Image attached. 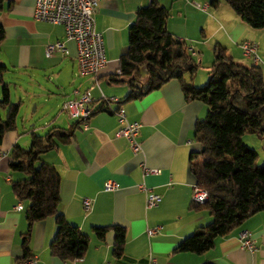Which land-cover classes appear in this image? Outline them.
I'll return each instance as SVG.
<instances>
[{
	"label": "crops",
	"instance_id": "crops-1",
	"mask_svg": "<svg viewBox=\"0 0 264 264\" xmlns=\"http://www.w3.org/2000/svg\"><path fill=\"white\" fill-rule=\"evenodd\" d=\"M151 1L103 0L96 8L94 23L104 38L107 63L94 76L80 72L77 44L65 37L63 25L34 18L36 0H0V22L4 28L0 64L7 67L4 82L10 89L13 82L6 81V74L17 73L24 92L13 102L19 104L16 128L6 132L0 143V264H21L28 258H37L33 264H146L150 256L156 258V264H264V211L218 238L206 252L176 251L186 236L212 220L209 211L191 199L195 179L189 160L199 148L193 134L195 125L197 120L205 119L208 108L200 100H188L178 79H170L138 98L131 96L129 81L120 73V59L128 51L129 28L139 7ZM157 1L169 9L167 29L186 41V49L193 47L196 51L192 57L198 67L194 75L184 73L186 81L197 87L208 83L217 43L226 47L234 60L252 64L243 55L244 40L258 45L256 54L264 76V28L246 24L225 0L224 4L220 0L214 4L211 0ZM195 1L209 6L204 11L196 9ZM56 41H62L69 53L57 51L48 57L46 45ZM0 86L2 93L3 83ZM86 90L95 100L92 115L87 121L71 118L63 110L64 102ZM102 95L118 99L113 107L123 106L127 118L141 124L140 153L134 154L127 138L117 136L120 121L103 106ZM28 96L34 97L30 102H35V108L41 105L44 111L53 113L47 132L55 128L69 133L65 141L56 139L57 144L43 152L38 163L56 168L61 177L59 210L89 236L84 256L71 262L50 252V242L57 231L55 218L49 216L30 223L29 203L14 190V181L23 178L24 173L11 168V153L17 144L23 146L17 131L18 116ZM1 111L5 117L6 108ZM28 133L30 140L33 134H46H37L33 127ZM142 163L154 172L143 175ZM108 180H115L119 187L103 189ZM142 183L161 196L157 205L147 206ZM87 197L92 199L90 210H85L82 203ZM112 225L126 229L124 252L119 257L113 253ZM94 226L111 227L100 239ZM155 227L161 228L149 235L148 229ZM244 229L252 232L254 249L242 248L238 234Z\"/></svg>",
	"mask_w": 264,
	"mask_h": 264
},
{
	"label": "trees",
	"instance_id": "trees-1",
	"mask_svg": "<svg viewBox=\"0 0 264 264\" xmlns=\"http://www.w3.org/2000/svg\"><path fill=\"white\" fill-rule=\"evenodd\" d=\"M216 1L211 0V4ZM225 1L246 24L264 28V0ZM169 16V9L157 0L139 7L129 28L128 51L120 59V73L128 79L133 97L158 89L170 79H178L188 100H200L207 105V115L197 120L193 133L199 148L191 153L189 160L195 184L208 192V201L197 206L209 211L212 220L186 236L176 248L179 252L200 254L213 248L218 238L229 235L243 221L264 211V165L257 164V151L243 141L245 134H256L264 140V76L259 65L234 60L226 47L217 43L208 83L197 87L186 81L184 73L194 75L198 63L187 51L186 41L167 29ZM3 39L0 22V45ZM143 69L148 74L145 83ZM6 71L7 67L0 64V83H3L0 143L6 132L16 128L19 109V104L10 100V90L3 78ZM4 107L5 117L1 111ZM67 138L69 133L55 128L43 136L33 134L29 147L19 144L14 147L11 168L24 173L13 186L19 198L29 203L30 223L54 217L57 231L50 242V252L64 262H71L84 256L89 236L59 210L61 177L56 168L44 162L36 165L43 152L54 147L57 140ZM110 227L92 228L103 239ZM112 227L113 253L119 257L124 252L126 229L120 225Z\"/></svg>",
	"mask_w": 264,
	"mask_h": 264
},
{
	"label": "built area",
	"instance_id": "built-area-1",
	"mask_svg": "<svg viewBox=\"0 0 264 264\" xmlns=\"http://www.w3.org/2000/svg\"><path fill=\"white\" fill-rule=\"evenodd\" d=\"M103 0H36L34 8V18L40 21H47L51 23L61 24L65 29V37L72 39L77 44V62L79 70L83 74H90L97 76L99 70L104 67L107 63V57L104 48V38L102 33L96 29V23L94 19V13L96 8L100 5ZM197 8L206 10L209 5L207 3L200 4L195 3ZM251 40L241 41V47L243 55L256 65L260 63V57L258 56L257 50L258 45ZM187 50L195 55L196 51L193 47H188ZM62 52L64 54L69 53V49L62 41H56L48 43L46 45V55L52 56L55 52ZM103 106L114 113L120 121L121 127L117 131V136L127 138L130 145V150L134 154L141 152V142L138 139L139 130L141 124L138 121H130L127 118L125 108L118 105L116 108L113 107V103H116L118 99L115 97H107L102 95L101 98ZM94 98L90 91H84L79 93V96L67 100L63 104V110L71 118L80 119L87 121L93 112ZM87 128V124L84 125ZM144 174L154 172L149 169L144 163H142ZM193 195L192 198L194 203L204 204L208 201V192L203 187L193 184ZM119 187V184L115 180L106 181L104 188L108 191L115 190ZM140 188L146 192V204L148 207L157 205L160 202L161 196L153 192L150 188L146 187L144 183L140 185ZM91 198H84L85 210H90L92 203ZM18 209L22 208L21 204L16 205ZM161 227H155L148 229V234H155ZM241 241L242 248L254 249L255 239L252 232L244 229L238 234ZM37 258L29 259L22 262L21 264H33ZM156 264V258L150 256L148 263Z\"/></svg>",
	"mask_w": 264,
	"mask_h": 264
},
{
	"label": "rangeland",
	"instance_id": "rangeland-1",
	"mask_svg": "<svg viewBox=\"0 0 264 264\" xmlns=\"http://www.w3.org/2000/svg\"><path fill=\"white\" fill-rule=\"evenodd\" d=\"M220 1L224 4V0H220ZM195 3H199V2L195 1L194 5ZM200 4H205V3L201 2ZM195 8L200 9L199 7L198 8L195 7ZM202 69H205V68H202ZM210 70L211 69H209V71ZM142 72L144 73L143 80L146 82L148 80L147 72L145 69ZM6 81L13 82L10 85V89H9L11 90V101L17 102L24 95L23 90H21L22 89L20 85L21 82H20V78L18 77V74L9 72L8 74H6ZM23 87L27 88L28 86L26 84H23ZM0 90H1V86H0ZM1 96H2V93L0 91V97ZM31 100H34V97L28 96L27 101H25L26 103L22 104L20 108L19 116H18V130L17 131L20 134V144H22L24 147L30 146V134L28 133V129L33 127L37 134H45L48 130V127L51 126L49 122H50L51 116L53 115V113H47L46 111H44L41 105H39L38 108H35V102L34 101L30 102ZM243 141H244V144L250 146L251 148L257 151L258 156H257L256 162L258 165L263 166L264 165V140L256 134H245L243 136ZM38 164L39 163L37 162L36 165L38 166Z\"/></svg>",
	"mask_w": 264,
	"mask_h": 264
}]
</instances>
